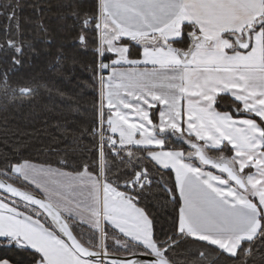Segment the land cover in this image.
Here are the masks:
<instances>
[{"label": "snow or ice", "instance_id": "6c2138e0", "mask_svg": "<svg viewBox=\"0 0 264 264\" xmlns=\"http://www.w3.org/2000/svg\"><path fill=\"white\" fill-rule=\"evenodd\" d=\"M0 7V53L22 66L33 44L15 6ZM66 7L92 48L91 155L0 158V264H252L264 251V0ZM41 87L0 78L14 98ZM154 200L171 208L167 229Z\"/></svg>", "mask_w": 264, "mask_h": 264}, {"label": "trees", "instance_id": "16d2710c", "mask_svg": "<svg viewBox=\"0 0 264 264\" xmlns=\"http://www.w3.org/2000/svg\"><path fill=\"white\" fill-rule=\"evenodd\" d=\"M5 3L15 6L33 49L22 66L12 65L0 53V78L7 72L13 87L29 80L44 87L30 98H14L0 89V158L22 155L42 162L89 157L92 141L81 133L97 118V85L90 70L93 54L91 46L85 49L74 39L76 28L66 6L79 3L89 7L94 0H0V5ZM3 12L0 7V27L7 23ZM59 52L63 58H58ZM153 205L159 225L167 229L170 206H162V200H154ZM14 258L23 264L27 255L20 253ZM252 264H264V251L255 254Z\"/></svg>", "mask_w": 264, "mask_h": 264}]
</instances>
